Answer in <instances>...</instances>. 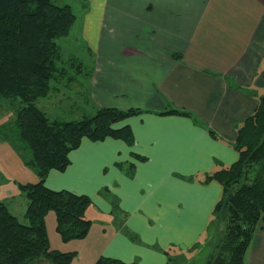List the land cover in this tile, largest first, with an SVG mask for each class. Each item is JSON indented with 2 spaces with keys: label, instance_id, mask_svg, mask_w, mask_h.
<instances>
[{
  "label": "crops",
  "instance_id": "obj_1",
  "mask_svg": "<svg viewBox=\"0 0 264 264\" xmlns=\"http://www.w3.org/2000/svg\"><path fill=\"white\" fill-rule=\"evenodd\" d=\"M57 2L83 9L79 37L94 55L84 82L90 113L143 112L122 123L132 130L131 145L84 138L67 169L48 174V187L89 195L86 215L99 216L81 243L54 248L78 252L100 226L99 243L75 264L101 256L137 264L194 259L222 196L209 176L238 159V129L264 95V0ZM170 109L191 115L163 114ZM116 209L120 225L105 219ZM249 248L248 263L264 264V222Z\"/></svg>",
  "mask_w": 264,
  "mask_h": 264
},
{
  "label": "trees",
  "instance_id": "obj_2",
  "mask_svg": "<svg viewBox=\"0 0 264 264\" xmlns=\"http://www.w3.org/2000/svg\"><path fill=\"white\" fill-rule=\"evenodd\" d=\"M76 19L70 4L55 0H0V98L9 100L16 115L15 127L3 125L0 132L15 148L28 149L26 164L39 175L37 182L22 186L28 198V223L0 201V264H29L39 259L70 264L75 252L51 248L46 216L55 211L63 241L85 238L93 222L86 215L92 200L89 195L48 187V174L65 171L70 153L84 138L134 142L131 128L122 123L142 113L139 108L99 107L83 118L61 120L49 117L38 106L41 98L51 94L58 75L67 72L58 66L62 58L58 39L70 33ZM84 73L87 77L91 70ZM166 113L191 115L178 109ZM235 147L238 159L209 176L222 186L214 212L224 221V235L207 264H244L254 234L264 222V95L238 129ZM95 264L137 263L101 256Z\"/></svg>",
  "mask_w": 264,
  "mask_h": 264
},
{
  "label": "rangeland",
  "instance_id": "obj_3",
  "mask_svg": "<svg viewBox=\"0 0 264 264\" xmlns=\"http://www.w3.org/2000/svg\"><path fill=\"white\" fill-rule=\"evenodd\" d=\"M55 2H57V0H55ZM73 9L77 18L74 28L68 36H63L58 39V44L60 46L62 55V58L58 62V66L61 69L67 70V72L64 74H59L57 77L58 81L53 82V84L56 86V89L52 90L49 96L41 98L38 101V106L42 108L49 117L61 120L80 119L86 114V116L92 114L90 113L91 107L89 106L87 97L85 95L84 82L88 79L86 76H84V72H89L91 70L94 55L85 49L83 41L79 37V25L82 21L83 9L77 2L74 3ZM79 69L81 72H78ZM15 117V112L9 105V100L0 98V127L3 125H11V127H15ZM2 128H0V130H2ZM13 132V136L15 138V129ZM2 136L3 135L0 132V201H3L8 206L10 211L15 214L21 222L28 223L27 218L25 219L28 207V198L26 191L22 186L26 183L37 182L39 180V175L32 166L26 164L25 158L26 154H28V149L26 147L15 148L10 138L4 139ZM94 211L96 210H90V212L87 213V216L89 218H93V220L94 218L99 217ZM115 212V215H107L105 219L109 217L108 220L110 223L114 222V224L120 225L124 222V215L120 210L116 209ZM219 214L220 217L223 216L222 213ZM46 223L51 248H61L60 244L67 242L62 240L61 235L57 231V216L55 211L48 212L46 216ZM110 230L111 227L108 226V231ZM223 235L224 221H221V219L218 217V214L214 212L210 218L207 231L202 238L201 246L199 242L196 244V253L198 256H196L194 259L188 258V255L181 258L176 256V259L173 258L171 264H207V260L211 254H214L217 245L223 238ZM98 236L101 237V227L95 226L92 230V237L90 240L82 246L78 244V252L74 251L75 249H73L72 245L67 247L71 248L67 252H75V256L70 264H75L76 258L78 259L79 263L86 261V256L89 253H92L91 250L95 249L94 245L99 243ZM81 240H83V238L74 239V241H77V243H81ZM87 250L90 252H87ZM249 251L250 248H248L247 254L245 255L244 264H249ZM171 253L174 254L175 252L173 251Z\"/></svg>",
  "mask_w": 264,
  "mask_h": 264
}]
</instances>
